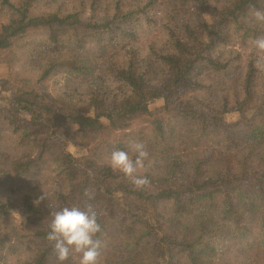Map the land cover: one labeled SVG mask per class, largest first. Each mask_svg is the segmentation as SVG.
Segmentation results:
<instances>
[{"label":"trees","instance_id":"obj_1","mask_svg":"<svg viewBox=\"0 0 264 264\" xmlns=\"http://www.w3.org/2000/svg\"><path fill=\"white\" fill-rule=\"evenodd\" d=\"M55 1L5 0L0 264L11 252L18 264H58L50 212L72 206L96 212L101 264H264V70L254 50H236L264 35L249 14L264 0H94L88 18L37 12ZM143 25L166 34L147 55ZM39 34L48 42H28ZM58 74L68 85L53 96ZM229 113L242 118L229 123ZM132 140L155 162L142 190L100 155H132ZM70 145L90 153L74 157ZM51 169L66 190H44ZM16 211L20 224L4 227Z\"/></svg>","mask_w":264,"mask_h":264},{"label":"clouds","instance_id":"obj_2","mask_svg":"<svg viewBox=\"0 0 264 264\" xmlns=\"http://www.w3.org/2000/svg\"><path fill=\"white\" fill-rule=\"evenodd\" d=\"M249 14L255 23L264 25V10L249 5ZM251 47L256 53L255 66L264 70V35L253 39ZM128 148L132 155L129 151L113 150L109 164L113 170L121 172L136 190H142L150 186L151 181L141 173L146 172L155 162L150 159L145 143L132 140ZM43 198L44 195L39 200ZM50 216V231L46 239L52 242L58 264H65L70 255L79 256V264H101L102 248L105 245L97 236L101 232V225L97 222L95 211L72 206L51 211Z\"/></svg>","mask_w":264,"mask_h":264},{"label":"rangeland","instance_id":"obj_3","mask_svg":"<svg viewBox=\"0 0 264 264\" xmlns=\"http://www.w3.org/2000/svg\"><path fill=\"white\" fill-rule=\"evenodd\" d=\"M12 4H19L21 0H9ZM94 0H58L55 2H50L49 4L42 3L39 6H37V12H54L56 10H61L64 13H76L80 12L82 13V17L88 18L93 14L92 9V3ZM12 17V10L11 8L5 3V0H0V27L3 24L9 23ZM140 37H141V49L143 51L144 55H147L150 52V47L153 42H157V44L162 45L166 40V34L165 31L162 29L161 25L156 26H141L140 27ZM28 42L32 43V41L38 42V43H47V37L44 35H35L31 36L28 39ZM248 48V49H247ZM246 49L243 47L237 46L236 50H239L241 53H243V56H247L250 53H252L253 49L251 46H248ZM231 49V48H229ZM233 50V49H232ZM17 53L19 51L15 50ZM4 59L0 58V80L4 79L8 76V64H4ZM18 67V66H17ZM25 69L23 66H19ZM16 68L15 70H20V68ZM23 73H25L26 76L30 75L28 72L22 70ZM37 73H32L31 77H36ZM68 75L67 74H58L54 76L50 83H49V92L53 96H57L61 93H63L66 90V86L68 85ZM9 96V93L6 91L3 92V89L0 85V97L3 96ZM164 105L163 100H157L152 104L153 108H159ZM255 108H252L248 115L251 116L254 113ZM242 118V115L240 113H229L225 115V119L229 123H234L239 121ZM115 150L112 148H103L100 150V155L106 163H109L110 154L111 152ZM68 153L73 155L74 157H82L86 156L90 153V149L84 147V146H76V145H70L68 148ZM46 170V169H45ZM143 172V171H142ZM44 175L46 178V182L44 183V190L50 192V194H55L59 192L63 187V183L59 181V178L57 177V171L55 169H51L48 171H44ZM66 190V187H65ZM21 221V215L16 211L13 212L11 216H9L5 221L3 222L4 227L8 226L10 229L12 226H17L20 224ZM22 259L18 254L11 252L6 260L5 264H18L19 260Z\"/></svg>","mask_w":264,"mask_h":264}]
</instances>
